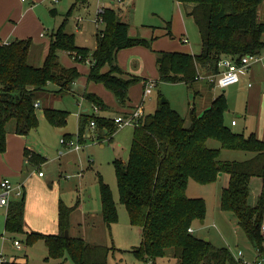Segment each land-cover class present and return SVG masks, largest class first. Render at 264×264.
<instances>
[{
    "label": "trees",
    "instance_id": "1",
    "mask_svg": "<svg viewBox=\"0 0 264 264\" xmlns=\"http://www.w3.org/2000/svg\"><path fill=\"white\" fill-rule=\"evenodd\" d=\"M185 5L198 28L201 50L198 54L182 51H158L157 62L160 80L192 83L198 80L199 70L207 74L219 71L222 56H239L259 53L264 47V22L258 20V8L264 0H178ZM53 12V10H51ZM97 20L104 24L97 33V46L76 45L74 35L62 26L52 34L49 52L40 65L29 62L31 43L15 39H0V153L6 151L7 126L12 121L14 132L27 135L37 126L38 119L33 103L45 92L71 91L79 78L76 67L60 63L58 52L64 50L76 58V53H89L88 81L102 83L113 92L118 102L125 105L132 85L149 81L129 74L117 62L118 52L127 47L145 45L150 41L129 35V23L118 17L114 7L99 10ZM172 35L171 22L166 24ZM81 57V54L79 55ZM78 61V60H77ZM107 68L106 70H104ZM84 97L102 110L110 108L94 92ZM141 105V104H139ZM228 103L221 92L210 106L198 115L195 107L189 111V123L167 101L161 99L153 113H144L140 124L134 126L127 161L114 160L120 201L126 206L130 221L142 228V241L134 251L140 260L157 264V259L172 251L177 264H243L226 247H217L210 240L197 237L189 231L194 221L204 220L206 202L203 198L187 195L190 179L206 184L227 176L220 196V208L231 212L247 238L264 255V140L255 133L244 135L233 131L225 123ZM50 122L61 124L67 112L46 109ZM78 136L87 138L91 121L103 131L114 134L118 127L114 118H101L81 113ZM90 129V128H89ZM104 129V130H103ZM90 133V131H89ZM91 137V136H90ZM216 140L219 148L209 147L207 141ZM221 149L249 152L242 160L220 159ZM221 175L219 176V174ZM261 179V188L251 200V181ZM103 218L108 226L117 219L116 205L109 185L99 177ZM26 192L11 201L5 214V228L17 234L23 232ZM71 208L59 204V232L47 234L27 233V243L43 240L48 257L73 264H108L111 246L88 243L82 237L65 236L70 222ZM69 230V229H68ZM0 264H27L26 261L7 259Z\"/></svg>",
    "mask_w": 264,
    "mask_h": 264
},
{
    "label": "rangeland",
    "instance_id": "2",
    "mask_svg": "<svg viewBox=\"0 0 264 264\" xmlns=\"http://www.w3.org/2000/svg\"><path fill=\"white\" fill-rule=\"evenodd\" d=\"M81 1L0 0V36H8L12 41H30L32 49L29 62L34 65L39 64V61L44 62L49 52L50 34L61 26L65 32L74 35L76 45L93 51L97 46L98 30L104 26L101 20H97V13L101 9L114 7L118 17L129 23L130 36L150 41V47L135 45L121 49L117 54V62L123 70L143 76L149 83L132 85L126 104L121 105L113 92L102 83L88 81L90 52L76 53L77 59L74 60L66 51H60V63L68 68L78 66L82 73L79 78L81 84L72 87L74 92L67 91L60 95L43 93V104L35 108L37 126L27 135L21 136L11 131L14 125L12 121L7 126V148L0 155V181L8 176L15 185L25 186L27 209L24 229L27 231L17 234L7 231L5 214L8 205L0 204V254L10 260L21 259L27 264H73L70 259L61 262L48 257V249L43 240L27 243V233L30 231L58 233L57 213L61 203L71 208L68 229L72 236L82 237L88 243L111 246L108 264H151L140 260L134 251L141 244L142 228L130 221L127 208L120 201L113 163L115 159L127 161L134 125L117 126L114 134L103 132L104 138L99 139L101 127L89 124L91 137L78 142L81 113L112 119L123 106L121 112L126 116L129 112L124 115L123 111L131 108L127 105L128 101L134 105L143 103V112L153 113L159 100L165 98L189 123L192 107L201 115L210 106L212 99L225 89L228 103L225 123L233 131L245 135L255 130L264 139V70L259 61L253 63L261 68L252 79L257 85L261 82L263 93L262 97L257 96L255 102H250L249 96L254 88H247L244 76L239 83L225 88L215 85L201 69L199 73L202 78L189 84L181 80L162 81L157 62L158 51L196 54L201 50L195 21L193 17L181 14L178 0H88V8L83 7ZM82 3L86 4L85 1ZM32 5L34 7L30 8ZM53 8L57 9L56 14L51 11ZM258 20L264 22V1L259 6ZM168 21L171 22L175 38L164 34ZM183 36L188 37V43L181 41ZM260 55L264 56V47ZM84 89L96 93L117 111L102 110L97 104L90 103L84 97L87 92H83ZM250 106L256 108L252 111ZM48 108L61 110V115L67 112L66 120L61 124L50 122L45 113ZM232 120L236 121V126L231 125ZM61 138H72V141L80 145V149L61 142ZM207 144L213 148L220 147V143L213 139H209ZM24 147L33 151H27V154H32L29 161L26 160ZM250 156L249 152L241 150L221 149L220 159L242 160ZM40 171L43 176H39ZM99 177L109 185L116 205L117 219L110 226L103 218ZM226 182V175L206 184L189 180L187 195L203 198L206 202L203 223L194 221L192 224L194 234L203 239L208 238L217 247H226L234 257L241 250L245 258L252 260L256 254L255 246L238 225L236 217L220 208V196ZM260 188L261 179L253 178L250 186L252 201ZM15 239L21 242V248L14 244ZM172 253L169 251L166 257L157 259V264H177Z\"/></svg>",
    "mask_w": 264,
    "mask_h": 264
},
{
    "label": "built area",
    "instance_id": "3",
    "mask_svg": "<svg viewBox=\"0 0 264 264\" xmlns=\"http://www.w3.org/2000/svg\"><path fill=\"white\" fill-rule=\"evenodd\" d=\"M122 1V0H118ZM184 42L188 41V37L183 38ZM256 61H259L261 63V67L264 70V56L260 55L259 53H245L243 55L239 56H222L218 61V68L219 71L216 74H208L207 78L215 83V85H218L220 87H227L232 84H236L241 80V72L247 71L250 69L252 64ZM202 78L200 73L197 74V79ZM149 83V82H148ZM151 85H153V82H150ZM42 102L40 99H35L33 106L34 108L41 107ZM98 110V108H96ZM144 115L143 107L142 105H139L137 108L132 109L126 116H116L114 118V122L118 127H122L127 124H131L134 126H138L140 124L141 118ZM236 123L235 120L232 121V124L234 125ZM91 126H96L95 121H91ZM70 140H66V138H61V142L67 143L70 146H74L76 149H80V145L77 142ZM78 142H80L78 136H77ZM39 176H43V173L40 171ZM0 204L2 205H8L10 202V198L12 196H18L20 197L23 193L21 186H14L9 178L4 177L0 181ZM189 231L194 233L195 229L193 226L189 228ZM262 234L264 235V223L261 226ZM14 244L21 248V242L17 239L14 240ZM235 258H238L241 260L243 264H264V255L256 249V254L252 260L247 259L244 257V254L241 250L237 252V256ZM7 257H4L0 254V263L3 261H6Z\"/></svg>",
    "mask_w": 264,
    "mask_h": 264
},
{
    "label": "crops",
    "instance_id": "4",
    "mask_svg": "<svg viewBox=\"0 0 264 264\" xmlns=\"http://www.w3.org/2000/svg\"><path fill=\"white\" fill-rule=\"evenodd\" d=\"M83 1H85L86 2V4H84V3H82ZM179 2V1H178ZM81 4L83 5V7H86V8H88V0H82L81 1ZM179 4H180V6H181V14L183 13V14H186L187 15V12H186V9H185V5L184 4H182L181 2H179ZM260 6V5H259ZM32 7H34L33 5L30 7V8H32ZM53 10V13L54 14H56L57 13V9L56 8H53L52 9ZM189 16V15H188ZM258 16H259V8H258ZM192 17V16H191ZM165 32H164V34H167V29H166V25H165ZM172 30V29H171ZM197 31H198V28H197ZM54 33V31L50 34V41H51V35ZM68 33V32H67ZM198 33H199V31H198ZM41 36H44V34L43 33H41ZM199 36H200V34H199ZM185 37H187V36H185ZM171 38H175V36H174V34L172 33V35H171ZM183 38H184V36L181 38V41H183ZM0 39H1V41L2 42H10V41H12V40H10L9 38H8V36H6V37H2V36H0ZM184 42V41H183ZM189 42V39H188V41H187V43ZM31 48H32V45H31ZM184 52V51H183ZM200 52V51H199ZM198 52V53H199ZM68 54H69V56L71 57V58H73L74 59V56L73 55H71L69 52H67ZM188 53V52H187ZM198 53H196V54H198ZM190 54H194L195 55V53H190ZM58 55H59V57H60V51L58 52ZM38 56V55H37ZM75 60V59H74ZM43 63H40V61H39V64H37V65H42ZM62 64V63H61ZM63 65V64H62ZM64 66V65H63ZM73 66V65H72ZM74 67H76L75 65H74ZM78 67V66H77ZM76 67V68H77ZM78 69V68H77ZM107 68H105L104 70H106ZM258 70H261V68H260V66L259 65H256V64H252V66L250 67V69L249 70H247V71H243V72H241V78H242V76H244V77H246V80H247V88H254V89H252L251 90V93H250V102H255L256 101V99H258L257 98V96H259V97H262V88H261V82L257 85V82L255 83L254 82V80L252 79L253 78V76H255V74L257 73V71ZM79 71V70H78ZM125 71V70H124ZM80 72V71H79ZM127 73H129V74H132V73H130V72H128V71H126ZM89 73V72H88ZM80 74H82L81 72H80ZM79 78H80V76H79ZM79 78L73 83V85H72V87H74V86H79L81 83H80V80H79ZM241 81V80H240ZM239 81V82H240ZM252 81H253V83H252ZM238 82V83H239ZM256 84V85H255ZM233 85V84H232ZM255 85V86H254ZM254 86V87H253ZM52 91L51 92H49V93H51V94H54L55 95V93L57 94L58 92H54L53 90H56V89H51ZM224 91H225V89H223ZM84 91H87L86 89H84L83 90V92ZM223 91V92H224ZM69 92H74V91H72V89H71V91H69ZM59 94V93H58ZM61 94V93H60ZM59 94V95H60ZM62 94H64V93H62ZM40 97H41V95H40ZM40 100H41V102H42V104H43V101H44V98L43 97H41L40 98ZM213 100V99H212ZM104 101V100H103ZM129 103H127V105L128 106H130L131 108H129L127 111H123V113H124V115L125 114H127L128 112H130L132 109H134V108H137L138 106H139V104H133L132 102H130V101H128ZM212 102V101H211ZM140 104H142L143 105V103H140ZM109 106V105H108ZM110 108H108V109H106V111H111L112 109L113 110H115V111H117V109H115V107H111V106H109ZM122 107V109L121 110H123V106H121ZM254 108H256V107H254ZM253 107H251L250 106V109L252 110V109H254ZM246 109H248V105L246 106ZM121 110L120 111H117V112H119L118 114H117V116H119V115H122V112H121ZM253 111V110H252ZM197 112V111H196ZM123 116V115H122ZM110 118V117H109ZM115 118V117H114ZM113 119V118H112ZM233 121V120H232ZM232 121H231V125L232 126H236L237 125V123H235L234 125L232 124ZM104 130V129H103ZM11 131H13L14 132V126H13V128H12V130ZM103 132H106V129L103 131ZM15 133V132H14ZM250 133H255L256 134V131L254 130H252V131H250ZM249 133V134H250ZM15 134H17V133H15ZM244 134V133H243ZM248 134V135H249ZM11 135H14V134H11ZM17 135H20V134H17ZM245 135V134H244ZM257 135V134H256ZM8 136H9V134H7V138H6V141L8 140ZM21 136H23V135H21ZM258 136V135H257ZM260 139H263L261 136H258ZM264 140V139H263ZM6 148H7V145H6ZM24 154H25V156L27 157V159L26 160H31V158H32V154H31V152H33V151H31L30 149H28V148H25L24 147ZM27 151H31L29 154H27ZM5 153V152H4ZM4 153H0V155H3ZM34 161V160H33ZM125 162V161H124ZM5 177H7V178H9L10 179V177H8V176H5ZM4 178V177H3ZM220 178H221V176H220ZM10 181L12 182V184L14 185V186H16V187H18L17 185H15L14 183H13V181L10 179ZM22 186V190H23V187H25L23 184H21ZM0 190H1V188H0ZM25 192H26V190H25ZM16 198H18V196H12L11 198H10V202L11 201H13L14 199H16ZM9 202V203H10ZM9 205V204H8ZM26 209H27V207H26ZM26 209H25V212H26ZM57 216H58V213H57ZM57 220H58V217H57ZM24 223H25V213H24ZM23 230H24V232H26L27 230H25L24 229V227H23ZM57 230H58V232H59V224H58V226H57ZM18 261H22L23 262V260H21V259H18Z\"/></svg>",
    "mask_w": 264,
    "mask_h": 264
},
{
    "label": "water",
    "instance_id": "5",
    "mask_svg": "<svg viewBox=\"0 0 264 264\" xmlns=\"http://www.w3.org/2000/svg\"><path fill=\"white\" fill-rule=\"evenodd\" d=\"M161 102H162V103H166L167 100H166L165 98H162V99H161ZM89 131H90V129L88 128V129H87V135H86L87 138L90 137V133H89ZM220 175H221V173L219 174V176H220ZM203 221H204V220H202L201 223H203ZM64 234H65V236H68V235H69V230H68V229H65ZM206 240H209V239L206 238Z\"/></svg>",
    "mask_w": 264,
    "mask_h": 264
}]
</instances>
